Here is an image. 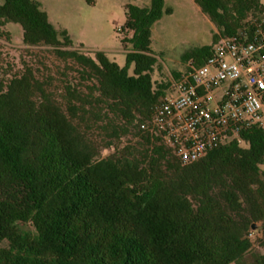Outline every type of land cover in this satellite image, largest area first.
<instances>
[{"label":"trees","instance_id":"16d2710c","mask_svg":"<svg viewBox=\"0 0 264 264\" xmlns=\"http://www.w3.org/2000/svg\"><path fill=\"white\" fill-rule=\"evenodd\" d=\"M194 2L219 34L182 55L186 70L202 66L220 37L251 31L250 19L264 14V0ZM125 9L122 66L105 51L69 49V33L40 2L0 4L1 26L19 24L24 44L52 47L78 73L53 87L52 77L26 64L0 79V225L13 220L0 264H244L264 247V127L242 129L183 165L142 128L170 93L171 81L153 76L159 59L151 35L172 8L151 0ZM126 137L135 143L101 156ZM75 211L92 227L68 236ZM251 264H264V252Z\"/></svg>","mask_w":264,"mask_h":264},{"label":"rangeland","instance_id":"374dc122","mask_svg":"<svg viewBox=\"0 0 264 264\" xmlns=\"http://www.w3.org/2000/svg\"><path fill=\"white\" fill-rule=\"evenodd\" d=\"M48 13L49 20L59 29H65L74 42V47L93 52L97 50L111 54L120 65L125 64L127 48L121 42V28L126 21L127 4L148 6L151 0H36ZM4 0H0L2 4ZM172 8L171 14H164L152 28L151 48L159 59V67L153 74L157 81L170 80L174 73L186 71L182 55L194 48L213 43L218 29L200 10L194 0H165ZM125 33L124 36H129ZM33 67L40 78L52 77V86H62V81L78 78L75 67L59 58L50 46H29L23 42V30L19 24L0 25V79H8L22 70L25 65ZM171 94V91L170 93ZM131 141V142H130ZM126 143H135L126 137L110 149H103L101 156L109 157L117 147ZM257 228L260 223H257ZM68 236L88 230L92 221L82 212H73L67 221ZM261 230L256 233L261 236ZM13 232V220L8 219L0 225V241ZM257 252H264V247L256 246L246 254L244 264H251Z\"/></svg>","mask_w":264,"mask_h":264},{"label":"built area","instance_id":"2783aa9c","mask_svg":"<svg viewBox=\"0 0 264 264\" xmlns=\"http://www.w3.org/2000/svg\"><path fill=\"white\" fill-rule=\"evenodd\" d=\"M252 30L220 37L202 66L171 79L170 91L143 129L172 147L185 166L236 138L264 127V14Z\"/></svg>","mask_w":264,"mask_h":264},{"label":"water","instance_id":"95a60500","mask_svg":"<svg viewBox=\"0 0 264 264\" xmlns=\"http://www.w3.org/2000/svg\"><path fill=\"white\" fill-rule=\"evenodd\" d=\"M256 228H257V225L253 224L252 229H256Z\"/></svg>","mask_w":264,"mask_h":264},{"label":"crops","instance_id":"0c3cea01","mask_svg":"<svg viewBox=\"0 0 264 264\" xmlns=\"http://www.w3.org/2000/svg\"><path fill=\"white\" fill-rule=\"evenodd\" d=\"M49 16V15H48Z\"/></svg>","mask_w":264,"mask_h":264}]
</instances>
